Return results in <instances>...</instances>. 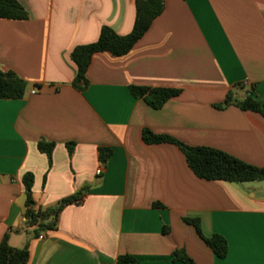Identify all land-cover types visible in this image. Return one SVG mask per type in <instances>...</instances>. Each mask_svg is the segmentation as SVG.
<instances>
[{
  "label": "crops",
  "instance_id": "0c3cea01",
  "mask_svg": "<svg viewBox=\"0 0 264 264\" xmlns=\"http://www.w3.org/2000/svg\"><path fill=\"white\" fill-rule=\"evenodd\" d=\"M16 1L28 19L0 18V70L26 89L20 100H0V241L27 244L26 264H116L124 255L131 264H183L176 250L195 264H264V181L201 180L175 145L142 141L149 130L264 167V118L216 108L228 92L249 91L264 106V0H164L129 53L93 55L83 91L72 87L71 51L103 26L128 35L135 0ZM130 86L180 93L152 109ZM40 140L54 144L50 162ZM99 148L111 150L105 163ZM26 174L35 209L79 195L38 238L24 216ZM183 219L222 237L226 256Z\"/></svg>",
  "mask_w": 264,
  "mask_h": 264
},
{
  "label": "trees",
  "instance_id": "16d2710c",
  "mask_svg": "<svg viewBox=\"0 0 264 264\" xmlns=\"http://www.w3.org/2000/svg\"><path fill=\"white\" fill-rule=\"evenodd\" d=\"M164 9V0H135V19L130 33L126 36L117 35L111 28L103 26L99 31L95 42L76 46L70 53V60L76 67V75L72 87L83 91L88 86L86 71L94 54L108 53L113 57H121L129 53L136 42L148 31L153 20ZM0 18L7 20L23 21L28 19L24 8L16 0H0ZM26 82L13 72L0 70V100H20L23 98ZM129 92L133 97L141 98L152 109H160L170 98L177 96L180 91L169 88H149L130 86ZM234 106L242 111H250L264 118V106L253 97L249 91L242 99H237L228 92L224 101L216 108L222 109ZM142 141L147 145L168 143L175 145L184 156L190 171L199 179L205 181H222L227 183H250L264 181V167L258 168L232 157L222 151L209 147H190L168 136L155 135L149 130L142 131ZM74 144H66L69 154L73 151ZM54 144L40 140L37 149L44 153L51 161ZM111 155L107 148L98 149V158L105 163ZM33 177L26 174L22 178L26 202L25 219L26 226L33 229V237L38 238L39 233L54 231L59 213L62 209L74 202H78L79 195H73L62 199L55 206L41 210L33 207L31 199ZM191 225L196 234L205 245L212 250L217 258L223 259L227 254L226 241L217 235L204 237L201 234L199 221L196 219H183ZM29 259L28 245L20 249L8 245V236L5 234L0 241V264H26ZM173 261L183 264H195L183 250L172 253ZM134 259L124 255L117 258L116 264H131Z\"/></svg>",
  "mask_w": 264,
  "mask_h": 264
},
{
  "label": "built area",
  "instance_id": "2783aa9c",
  "mask_svg": "<svg viewBox=\"0 0 264 264\" xmlns=\"http://www.w3.org/2000/svg\"><path fill=\"white\" fill-rule=\"evenodd\" d=\"M32 93H33V92H32ZM96 174H97V175L100 174V170H97V171H96Z\"/></svg>",
  "mask_w": 264,
  "mask_h": 264
}]
</instances>
